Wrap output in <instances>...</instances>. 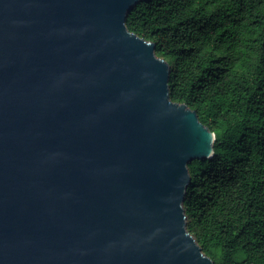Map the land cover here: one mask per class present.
Returning <instances> with one entry per match:
<instances>
[{"label": "water", "instance_id": "obj_1", "mask_svg": "<svg viewBox=\"0 0 264 264\" xmlns=\"http://www.w3.org/2000/svg\"><path fill=\"white\" fill-rule=\"evenodd\" d=\"M148 1L0 0V264H214L182 202L216 136L128 29Z\"/></svg>", "mask_w": 264, "mask_h": 264}, {"label": "trees", "instance_id": "obj_2", "mask_svg": "<svg viewBox=\"0 0 264 264\" xmlns=\"http://www.w3.org/2000/svg\"><path fill=\"white\" fill-rule=\"evenodd\" d=\"M127 26L216 136L213 157L188 166L191 234L214 264H264V0H149Z\"/></svg>", "mask_w": 264, "mask_h": 264}, {"label": "rangeland", "instance_id": "obj_3", "mask_svg": "<svg viewBox=\"0 0 264 264\" xmlns=\"http://www.w3.org/2000/svg\"><path fill=\"white\" fill-rule=\"evenodd\" d=\"M160 59V58H158ZM163 60V59H162ZM165 61V60H164ZM166 62V61H165ZM167 63V62H166ZM173 71H174V66L173 64L172 65H169V68L167 69V74H168V84H169V78L171 75H173ZM192 176L190 175V181L191 183H189L186 188H185V191H184V199H183V202H182V208L184 209V205H185V200H186V197H187V192H188V188L190 187V185L193 183V179L191 178Z\"/></svg>", "mask_w": 264, "mask_h": 264}]
</instances>
